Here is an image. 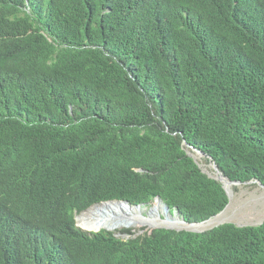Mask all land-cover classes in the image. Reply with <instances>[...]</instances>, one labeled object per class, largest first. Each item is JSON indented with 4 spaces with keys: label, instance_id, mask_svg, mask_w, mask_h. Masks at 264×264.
Wrapping results in <instances>:
<instances>
[{
    "label": "trees",
    "instance_id": "1",
    "mask_svg": "<svg viewBox=\"0 0 264 264\" xmlns=\"http://www.w3.org/2000/svg\"><path fill=\"white\" fill-rule=\"evenodd\" d=\"M183 141L264 185V0H0V215L38 217L13 250L0 228V264H264V222L75 226L106 200L220 212Z\"/></svg>",
    "mask_w": 264,
    "mask_h": 264
},
{
    "label": "water",
    "instance_id": "2",
    "mask_svg": "<svg viewBox=\"0 0 264 264\" xmlns=\"http://www.w3.org/2000/svg\"><path fill=\"white\" fill-rule=\"evenodd\" d=\"M182 145L185 149V152L186 154L191 157L193 159V161L197 164V166L200 168L201 172L206 174L209 178L215 180V181H218L222 188L224 189L225 191V194L227 196V199H228V202L227 204L225 205V207L220 211L218 212L217 214L209 217L208 219L206 220H203L201 222H194V223H188L186 222L182 217L179 216V214L177 213L176 215L179 216V219L181 220V223L183 224H187V226H197V225H200V224H203V223H208L210 221H212L213 219H215L216 217L222 215V214H225V217H229L228 219H225V220H221L220 222H215L213 224H210L206 227H203V228H197V229H188L187 227H182V228H177V227H174V226H170V225H167L165 222V219L169 216V208L168 206L161 200V199H158V202L159 204L161 205V209H160V213L159 214H156V220L154 222H151V221H142V223L139 225V226H147V227H150L151 229H160V228H164V229H170V230H174L176 232H179V231H187V232H196V233H199V232H204V231H207V230H210V229H213L215 227H218L220 225H223V224H233L235 225L236 227H246V226H257V225H260L264 222V219L259 221V222H256V223H242L238 217L236 216H231L229 215L230 213L228 212V210L230 209L231 205L233 204L231 201L232 199V195H233V190H230L228 188L225 187V182H229L231 184H235V185H240V184H253L255 183L257 186H259L260 188L264 189V185H262L258 180H251L249 182H244V183H241L239 181H231L229 180L226 176H224L222 174V172L217 168V166L212 162V161H208L207 165H203V168L201 167V164L199 163V160L202 158V157H205L204 153L198 149H195L194 147H191L189 146L185 141L182 142ZM206 166V167H205ZM207 167H209L210 171L207 169ZM106 203H117V204H121V207L122 208H125L126 206L125 205H129L131 207H136V208H141V206L143 204H137V205H130L127 201L125 200H109V201H106V202H103V204H106ZM125 205H124V204ZM93 207V205L91 206ZM91 207L87 208L85 210V212H87ZM175 213V212H174ZM109 214V211H105L103 210L102 212H100V217L97 221L94 222V230L96 231L97 228H103L105 230H110V231H113L114 229H118V228H130V227H133L132 223L131 222H127V224H123L121 225V223H117L115 225H111L109 222L106 221L107 219V215ZM147 215H148V212H147ZM141 218H143L144 216H142V213H140V216ZM119 218H121V220L123 222L126 221V219L122 216H119ZM106 221V223H105ZM97 226V227H96ZM126 236V235H124Z\"/></svg>",
    "mask_w": 264,
    "mask_h": 264
},
{
    "label": "rangeland",
    "instance_id": "3",
    "mask_svg": "<svg viewBox=\"0 0 264 264\" xmlns=\"http://www.w3.org/2000/svg\"><path fill=\"white\" fill-rule=\"evenodd\" d=\"M204 158L205 157H202L199 160V163L201 164L202 168H203L202 164L207 165L208 163L205 161ZM207 169L210 171L209 167H207ZM234 188H236V190H234ZM232 190H233V195L231 202L233 204L228 210V212L230 213L229 215L238 217V219L242 223H256L264 219V189L260 188L255 183H253V184H240L238 186H234ZM154 203H156V201H154L153 203L151 202L147 205H142L141 208H139L140 209L139 211L141 212H139L138 209L136 212H134L135 210L129 211L124 208H120V209L112 208L111 210H109V214L107 215L106 220H108L109 223L111 224L113 222V218L116 217L119 218V216H122L127 219L129 217H132V219H137L139 217V213L143 212V214L146 215L147 214L146 212L151 208V206L154 205ZM142 208H144L145 211ZM122 209H124V211ZM81 217L82 216H80L79 218H75L76 226L80 227L81 229L84 228V229L92 230L91 227L85 228L84 225H82V223L86 222V224H90L91 226L92 224H94L93 217H98V214H89L87 216H84L82 219ZM136 233L138 234L139 231H137ZM129 237L130 236H128L127 238Z\"/></svg>",
    "mask_w": 264,
    "mask_h": 264
},
{
    "label": "clouds",
    "instance_id": "4",
    "mask_svg": "<svg viewBox=\"0 0 264 264\" xmlns=\"http://www.w3.org/2000/svg\"><path fill=\"white\" fill-rule=\"evenodd\" d=\"M158 199H160V198H155L154 201H158ZM106 201H109V200H106ZM106 201H101L99 203H95V204H93V206L98 205V204H103V202H106ZM15 203H16L15 210H13L12 212L7 213V214L0 215V228L2 230H5V231H7V232L10 233V239H9V249L10 250H13L16 247L19 236L21 234H24L27 231V229L30 226H32L37 221V219H38V217L33 213V211L31 210V208L27 204L22 203V202H15ZM147 204H149V203H146V204L144 203L143 205H147ZM91 206H89V207H91ZM85 210H82L81 212L75 214L74 215V221H75V218H79L80 216H82L83 214H85L86 213ZM174 212H175V214H174ZM172 213H173V215H172ZM177 213L178 212L175 209L172 210V211H170V208H169V215L175 216ZM97 214H98V217H93V222H95V221H97L99 219L100 212L97 213ZM139 216H140V214H139ZM142 216L147 217V214L144 215L143 212H142ZM75 226H76V222H75ZM76 227L81 232L86 233V234H89V235L91 233H97V232H99L101 230L113 232V236L114 237L121 238L123 240L124 239H128L127 238L128 236L135 237L137 235H140V234L143 233L144 230H147V229H150L151 230L150 227H147V226H144V225L143 226H133V227H130V228L135 231V234L134 235H129L127 233H121L119 231L121 229H129V228H124V227L123 228L114 229L113 231L105 230V229L100 228V227L97 228L96 231L94 229L88 230V229H84V228L81 229L78 226H76ZM137 231H139L138 234L136 233ZM124 235H126V236H124ZM124 237H126V238H124Z\"/></svg>",
    "mask_w": 264,
    "mask_h": 264
},
{
    "label": "bare ground",
    "instance_id": "5",
    "mask_svg": "<svg viewBox=\"0 0 264 264\" xmlns=\"http://www.w3.org/2000/svg\"><path fill=\"white\" fill-rule=\"evenodd\" d=\"M234 186H237L235 184H231L229 182H225V187L232 190ZM124 204V203H123ZM125 205V204H124ZM126 207L124 209H127V210H135L134 212L140 210L139 208H136V207H131L129 205H125ZM112 208H116V209H120L122 208L121 207V204H117V203H106V204H98V205H95L93 207H91L85 214L82 215L81 219L84 217V216H87L89 214H97L99 212H102L103 210H111ZM124 209H122L124 211ZM144 211L145 209L142 208ZM160 209H161V205L159 204L158 201H156V203H154L153 206H151V208L147 211L148 212V215L147 217H138L137 219H132V217H129L125 222H123L121 219L119 218H113V222L111 223V225H115L117 223H121V225L123 224H127V222H131L133 226H139L142 221H151V222H154L156 220V214H159L160 213ZM117 212V211H116ZM119 212V211H118ZM141 212V211H139ZM140 214V213H139ZM115 215V214H114ZM229 217H225V214H222L218 217H216L215 219H213L212 221L208 222V223H203V224H200V225H197V226H187V224H183L181 223V220L177 217V215L175 216H172V215H169L166 219H165V222L167 225H170V226H174V227H177V228H182V227H187L188 229H197V228H203V227H206L210 224H213V223H217V222H220L221 220H225V219H228ZM107 222H109L108 220H106ZM105 221V223H106ZM82 225H84L85 228H89L91 227V229H94V225L92 224L90 226V224H86V222H83ZM97 227V226H96Z\"/></svg>",
    "mask_w": 264,
    "mask_h": 264
}]
</instances>
